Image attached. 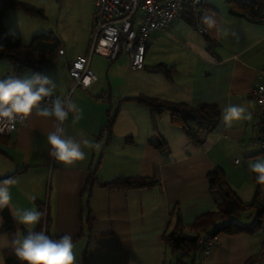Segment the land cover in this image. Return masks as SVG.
<instances>
[{
  "label": "crops",
  "instance_id": "obj_1",
  "mask_svg": "<svg viewBox=\"0 0 264 264\" xmlns=\"http://www.w3.org/2000/svg\"><path fill=\"white\" fill-rule=\"evenodd\" d=\"M205 13L216 17L220 31H206L204 40L186 26L193 25L184 16L175 19L168 28L152 32L139 73L130 70L127 53L115 60L92 56L98 79L72 92L70 99L82 116L73 124L70 115L64 125L67 135L87 138L98 146L84 148L85 160L65 166L48 156L47 135L53 131L50 118L33 115L11 135H0V177L15 173L10 187L12 206L39 210L44 204L51 220L49 234L73 236L78 264H177L182 253L175 252L164 235L181 221V234L195 237L197 232L190 225L218 208V195L212 193L208 181L216 167L225 171L229 185L244 203L253 201L258 188L264 198V185L257 184L248 169L250 163L264 159V149L253 142L260 134L261 119L252 97L257 75L264 68V24L232 15L230 5L219 10L209 0L195 12L199 20ZM90 40L86 49L75 53L61 45L65 53L57 60L39 71L28 69L21 77L33 72L46 75L56 82V95L66 97L73 83L71 63L89 52ZM159 63L172 69L171 77L150 70ZM142 94L191 105L216 104L220 122L203 133L199 143L183 127L172 124L168 111L153 130L149 108L136 99ZM228 104L243 105L252 119L225 127L221 108ZM160 136L168 141L169 150L158 148ZM137 175L156 178L158 183L127 189L101 184ZM29 195L36 200H29ZM254 216L248 210L234 215L232 221L249 224ZM2 225L0 215L1 243L10 239L1 231ZM17 235H24L23 230ZM7 250L0 249V264H7ZM261 252L264 227L253 234L221 232L206 264H246ZM183 259L191 262L192 258ZM255 264H264V256Z\"/></svg>",
  "mask_w": 264,
  "mask_h": 264
},
{
  "label": "trees",
  "instance_id": "obj_2",
  "mask_svg": "<svg viewBox=\"0 0 264 264\" xmlns=\"http://www.w3.org/2000/svg\"><path fill=\"white\" fill-rule=\"evenodd\" d=\"M229 5L232 15L244 17L253 23L264 24V0H229ZM12 10H19L40 17L45 16V11L25 0H0V44L4 46V51H0V59L8 58L13 66L11 75L21 77L28 69L32 68L39 71L43 65L57 60L62 48L59 39L52 32L34 34L27 45L23 43L20 33L10 34L6 21ZM183 16L194 27L199 20L195 12H188ZM150 70L162 73L167 77L172 75V69L164 63L156 64ZM136 99L149 108L154 129L157 128L158 120L162 114L168 111L171 114L172 124L183 127L196 143L203 142V139H200L203 137L202 134L214 130L220 122V113L216 104L200 103L191 105L187 102H177L144 94L136 97ZM113 119L114 117L109 119L108 127H111ZM156 144L162 151H167L170 148L168 141L162 136L158 138ZM14 175L15 173L2 176L0 180L13 179ZM92 179L94 180V178L90 179L91 184ZM208 181L212 193L214 195L220 194L224 204L222 207L208 211L195 219L190 225L197 232L195 237L190 238L181 234L184 227L181 221H178L174 230L165 233L166 242L170 244L175 252L182 253L183 258H192L191 262L183 258L178 259L177 264H197L202 249L198 238L203 233L217 236L221 232L229 235L253 234L264 227V198L260 193V188H258L253 201L246 204L229 185L226 173L221 167H216L208 174ZM157 183L156 178L142 175L118 176L109 181L101 182L103 186L111 189L153 187ZM39 210L44 213V216L36 230H43L50 235L51 220L49 212L44 204L39 205ZM248 210L255 212L251 223L240 224L232 221L234 215H239ZM0 215L3 219L1 231L7 233L10 239L17 235L19 229L23 230L24 235L27 234V230L23 229L22 225L12 218L8 207L0 209ZM263 256L264 252L253 255L247 260L246 264H255ZM6 263L20 264L10 248L7 250Z\"/></svg>",
  "mask_w": 264,
  "mask_h": 264
},
{
  "label": "clouds",
  "instance_id": "obj_3",
  "mask_svg": "<svg viewBox=\"0 0 264 264\" xmlns=\"http://www.w3.org/2000/svg\"><path fill=\"white\" fill-rule=\"evenodd\" d=\"M199 23L209 32L221 30L217 27L218 20L212 14H202ZM0 51H4L2 44ZM87 84L88 81H85ZM56 90L54 80L37 72L23 77L9 75L0 78V132L5 129L11 131L17 121L23 124L33 115L50 118L53 120V131L47 135L50 146L48 156L62 165L74 166L85 160L84 148L93 149L98 146L87 138L77 140L66 134L64 125L70 115L75 124L81 119L82 110L70 98L56 95ZM221 117L223 125L230 128L234 122L251 120L252 113L243 105L228 104L222 106ZM248 169L255 174L256 183L264 185V159L250 163ZM13 183L15 181L11 178L0 180V209L8 207L12 218L25 226L27 234L4 240L0 248H10L20 264H78L71 234L53 238L43 230L37 231L36 225L40 224L44 213L36 208L12 206L10 187ZM28 199L34 202L36 197L29 195Z\"/></svg>",
  "mask_w": 264,
  "mask_h": 264
},
{
  "label": "built area",
  "instance_id": "obj_4",
  "mask_svg": "<svg viewBox=\"0 0 264 264\" xmlns=\"http://www.w3.org/2000/svg\"><path fill=\"white\" fill-rule=\"evenodd\" d=\"M206 3L207 0H94L89 52L78 55L72 61L70 72L73 83L66 97L70 98L77 87L87 88L97 81L98 76L91 66L94 54L115 60L121 53H127L130 67L134 70L142 69L145 66L147 45L152 32L168 28L175 19L185 13L198 11ZM195 28L202 34L206 33L199 20ZM64 53V49H61L60 55ZM6 76L8 75L0 78ZM85 81H88L87 85ZM252 97L256 103V114L261 119L260 134L253 142L264 149V68L257 75ZM26 123L27 121L23 124L17 121L11 131L5 129L0 135L9 136L19 125ZM217 239V235L206 233L199 236L198 242L202 249L197 264H206L207 256Z\"/></svg>",
  "mask_w": 264,
  "mask_h": 264
},
{
  "label": "rangeland",
  "instance_id": "obj_5",
  "mask_svg": "<svg viewBox=\"0 0 264 264\" xmlns=\"http://www.w3.org/2000/svg\"><path fill=\"white\" fill-rule=\"evenodd\" d=\"M25 1L45 11L44 17L32 16L19 10L10 12L8 30L13 33H20L25 45L30 42L34 34L52 32L59 39L61 45L66 46L69 52L75 53L87 48L88 42L92 37L94 0ZM209 4H214L219 10H225L229 6V1L209 0ZM186 26L193 30L197 37L204 39V34L200 33L194 26L188 23H186ZM106 58L111 60L108 57ZM130 70L133 73L140 72V70H132L131 67ZM5 73L8 76L12 74L11 62L8 58L0 59V75L3 76ZM218 198V207H222L224 204L223 198L220 194H218Z\"/></svg>",
  "mask_w": 264,
  "mask_h": 264
}]
</instances>
